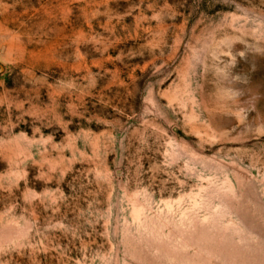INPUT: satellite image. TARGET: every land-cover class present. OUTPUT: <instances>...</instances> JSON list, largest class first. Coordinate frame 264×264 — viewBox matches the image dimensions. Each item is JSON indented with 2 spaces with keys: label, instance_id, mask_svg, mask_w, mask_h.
I'll use <instances>...</instances> for the list:
<instances>
[{
  "label": "rangeland",
  "instance_id": "374dc122",
  "mask_svg": "<svg viewBox=\"0 0 264 264\" xmlns=\"http://www.w3.org/2000/svg\"><path fill=\"white\" fill-rule=\"evenodd\" d=\"M0 264H264V0H0Z\"/></svg>",
  "mask_w": 264,
  "mask_h": 264
},
{
  "label": "clouds",
  "instance_id": "9594fccd",
  "mask_svg": "<svg viewBox=\"0 0 264 264\" xmlns=\"http://www.w3.org/2000/svg\"><path fill=\"white\" fill-rule=\"evenodd\" d=\"M220 75L227 80L228 79V72H227V68H225L224 66H220Z\"/></svg>",
  "mask_w": 264,
  "mask_h": 264
}]
</instances>
